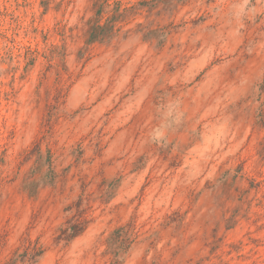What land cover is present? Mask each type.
<instances>
[{"label":"rangeland","instance_id":"1","mask_svg":"<svg viewBox=\"0 0 264 264\" xmlns=\"http://www.w3.org/2000/svg\"><path fill=\"white\" fill-rule=\"evenodd\" d=\"M159 8L86 44L93 0H0V264H110L121 226L122 264H264V0Z\"/></svg>","mask_w":264,"mask_h":264},{"label":"trees","instance_id":"2","mask_svg":"<svg viewBox=\"0 0 264 264\" xmlns=\"http://www.w3.org/2000/svg\"><path fill=\"white\" fill-rule=\"evenodd\" d=\"M181 1L183 0H141L129 7L120 9L118 6L114 7L115 4L112 6L106 0H93V16L86 21L85 43L110 42L118 31L116 24L134 11L144 10L147 13H152L159 5L161 11H172ZM104 15V20L100 21ZM148 25H137V30L141 32L142 38L145 40H150L160 32L159 29L150 28ZM31 155L33 156V163L21 182L22 189L30 196L35 195L40 187L52 185L56 178V173L50 164L44 168L43 154L40 150H32ZM222 178L224 177L221 176L217 179V182H223ZM70 230L71 236H75L82 229L71 224ZM130 235V231L124 226L115 228L108 234L106 237L107 249L113 255L110 264H122L126 259L133 244V238Z\"/></svg>","mask_w":264,"mask_h":264}]
</instances>
